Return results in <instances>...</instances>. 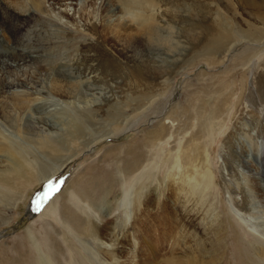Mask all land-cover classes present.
Instances as JSON below:
<instances>
[{"label": "rangeland", "instance_id": "374dc122", "mask_svg": "<svg viewBox=\"0 0 264 264\" xmlns=\"http://www.w3.org/2000/svg\"><path fill=\"white\" fill-rule=\"evenodd\" d=\"M42 1L40 9L28 1L29 21L16 40L0 0V102L6 84L32 93L25 108L0 103V146L12 144L40 173L41 165L51 172L60 162L44 155L40 139L69 142L67 155L82 150L80 143L98 141L31 186L14 208L0 211V264H41L40 253L54 264H120L131 255L139 260L140 244L104 260L100 248H114L88 230L92 222L117 233L118 212L101 216L118 204L131 209L126 199L140 195L143 203L156 191L167 213L147 212L143 226L160 259L264 264L256 252L264 247V39H242L229 52L228 46L203 51L219 23L245 33L261 29L253 10L264 0L164 3L152 10L157 26L150 45L131 52L105 29L128 24L116 0ZM54 80L68 88L67 97L52 90ZM78 122L83 131L74 141ZM7 158L1 154L0 169ZM132 166L138 167L134 174ZM168 176H185L194 188L182 180L187 194L173 202ZM49 181L59 190L32 210ZM90 193L95 217L83 203ZM65 209L86 222L83 230L66 224ZM170 216L183 218L187 228L174 225L171 234ZM93 253L100 255L92 259Z\"/></svg>", "mask_w": 264, "mask_h": 264}, {"label": "bare ground", "instance_id": "6f19581e", "mask_svg": "<svg viewBox=\"0 0 264 264\" xmlns=\"http://www.w3.org/2000/svg\"><path fill=\"white\" fill-rule=\"evenodd\" d=\"M28 1L32 3V6L35 8L40 9V7L43 5L42 0H2L1 2L2 3L1 9L3 10L4 14L6 13L8 14L11 24H13L12 28L15 30L16 40H17V34H19L21 31V28L24 27V26L22 27V25L26 24L29 21L28 14L26 12ZM116 1L120 5L121 10L125 15L126 22L128 24L123 23L121 25H106L105 29L114 38H118L119 40H122L123 43L127 45L128 52H131L133 51V49H139V48L147 47V45H150V43L152 42V39L154 38L156 34V26H157V19L155 18L156 17L155 14L152 13V10L158 9L164 3L165 5H169L171 4L170 1H173V0H116ZM263 9H264V4L262 3L261 5L255 6L253 10V15H256V17L259 18L260 22L262 23L261 29L252 26L253 29L245 33V32H239L236 30H232V28L226 27L222 23H219L217 28H214L216 30L218 29V31L216 33L214 32V34L208 38V42L203 46L204 53L207 55L214 54L215 52H217V50L223 48L224 46H228L226 51L229 52V50L232 47L239 44L242 39H248L250 41H255V42H259L261 39H264V11ZM0 19L2 21L3 19L2 16H0ZM14 30H13V33H14ZM233 39L235 40L234 43L229 44V42ZM249 50H251L250 52L253 51L252 49H249ZM20 58H21V55H19L17 59L20 60ZM145 70L152 74L154 73L155 75H159L155 73L156 71H158L160 74L162 73L159 69H152L149 67H146ZM59 81L60 80H54L52 82V86H51L52 90L61 96L67 97L69 94L68 88L63 85L64 83L61 84ZM20 85L11 84L7 86L6 84L5 87L7 89L4 93V97L2 96L3 98L0 103H3L2 105H9V107H12L15 109L25 108L28 105V103L32 100V96H31L32 93H30L29 89H26ZM110 117H113V116L111 115ZM81 125H80V122H78L75 128L74 134L72 135V139L74 141H77V138L81 137L82 135L83 129ZM97 141L98 140L93 138L89 142L86 141L84 143H80V145L83 146L82 147L83 149L79 150V152L81 151L83 152V150L84 151L89 150L92 146L96 145ZM39 144H41L46 149V151H44V155L46 154L47 157L48 155L49 156L53 155V157L57 156V159L60 162L58 165L56 164L57 166L55 170H52L51 172H49L46 169H44L45 165L43 164L39 167L40 173H38L36 164H34L33 161L24 159L23 156L25 155H22V152L16 149L12 144L5 143L3 144V146H0V156L2 153H6L9 156V158H7L6 160L7 164L5 168L0 169V211L3 212L6 209L14 208L16 205V202L19 201L23 196L27 194L31 186L38 184L40 181L45 180L50 175L59 172L63 166H66L69 163L70 158L79 155V152H75L72 150H70L72 151L71 154L67 155L65 153L66 152L65 150L69 151V148H68L69 142L65 140L56 141V140L45 137L43 139H40ZM175 163L177 164V162H174V164ZM137 171H138V167L132 166L129 172H131V174H134ZM167 178L170 179L169 180V182H171L170 186L172 187L173 192L176 195L173 198V202L175 201L177 202L179 198L178 196L180 195V193L187 194V191L183 187V183H182V180H186L187 177L183 176L182 178L180 177L172 178V176H168ZM186 183H187V186L188 185L192 186V184L187 180H186ZM130 190L131 189L127 190L126 193H130ZM126 196H123L121 198L126 199ZM90 197H91V193L87 196H84L83 203L89 208L90 211L88 212L92 214L93 217H95V214L92 211V207L94 204L92 203V200L90 199ZM185 197L186 199H188V203L192 201L191 198H188L187 196ZM73 199L75 200V198ZM126 200H125V203L131 204L133 208L129 209V205H128V206H125L124 210H120L121 205L118 204L115 206L116 208L114 209L109 208L108 213L106 215L101 216L102 219H107L108 217H111L114 214V212H118V215L115 216L116 217L115 221H117L118 219L119 221H121V225H120L121 229L120 231H117V233H115V228H106L107 226L106 225L102 229V227H99L95 223L91 222L92 226L90 227H92V229L89 228L88 235H91L92 239L96 237L100 238L102 235L107 240V246H109L110 248H114V250H110V251H108L107 249L100 248L101 253L104 254L103 259L110 260L112 253H117L118 255H121L125 253L124 250L126 251L127 254H129V252L132 253L136 245L140 244V247L144 249V254L143 255L141 254L139 256V260H135L134 259L135 257L131 255V258L129 260L127 259L128 262H126L125 260V262H122L120 264H182L180 262L181 260H178V259H160L158 256V249L156 248V241L151 239V237L147 235L148 233V231H146L147 226L145 225L143 226V224L145 223V219L147 217V212H157V214L160 212H163V214L167 213L166 205L164 204V202L161 201L160 194H158V192L156 191V196H154L153 199L145 200V202L143 203L141 202L140 195L131 201H126ZM33 206L34 207L32 210L36 208V203H34ZM63 218L67 225L71 223L79 231L85 228L86 222L80 219V217L76 215V212L71 209L64 210ZM101 218L99 219L100 221H101ZM130 218H131L132 224L128 228L127 222ZM178 218L180 217L170 216L166 218V219H170L172 223V224H168L169 226H171L170 229L168 230L169 232H171V234H172L171 230L175 227L174 225H179L180 228L186 227L183 224L185 223L184 219L183 218L178 219ZM113 223L115 222L113 221L111 224ZM249 227L250 229L253 228L252 226H249ZM32 235L33 234H30V238H32ZM41 237L44 238V236H41ZM32 245H34L35 247L38 246L37 242L35 241L32 242ZM101 246H105L104 242H101ZM90 250H92V248ZM256 252H257L259 259L263 260L264 259V247L257 246ZM96 253L89 254L90 258L96 259L97 256L100 255V254L97 255ZM40 256H41L40 259L42 260L41 264H54L45 254L40 253ZM39 262L40 260L38 261V263ZM188 264H194V263L188 262Z\"/></svg>", "mask_w": 264, "mask_h": 264}, {"label": "snow or ice", "instance_id": "6c2138e0", "mask_svg": "<svg viewBox=\"0 0 264 264\" xmlns=\"http://www.w3.org/2000/svg\"><path fill=\"white\" fill-rule=\"evenodd\" d=\"M49 191L44 194L43 197H37L36 201V211H39L44 204V202L51 197V195H54L56 191L59 190L58 185H54L52 181H49L48 185Z\"/></svg>", "mask_w": 264, "mask_h": 264}]
</instances>
